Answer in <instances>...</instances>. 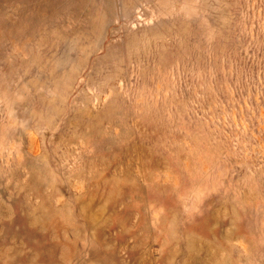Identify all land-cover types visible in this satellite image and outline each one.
Segmentation results:
<instances>
[{"label":"rangeland","instance_id":"rangeland-1","mask_svg":"<svg viewBox=\"0 0 264 264\" xmlns=\"http://www.w3.org/2000/svg\"><path fill=\"white\" fill-rule=\"evenodd\" d=\"M0 264H264V0H0Z\"/></svg>","mask_w":264,"mask_h":264}]
</instances>
